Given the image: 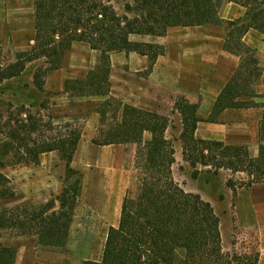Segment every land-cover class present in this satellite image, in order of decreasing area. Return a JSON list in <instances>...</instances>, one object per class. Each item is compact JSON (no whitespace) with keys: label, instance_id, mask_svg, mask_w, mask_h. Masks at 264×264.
<instances>
[{"label":"trees","instance_id":"trees-1","mask_svg":"<svg viewBox=\"0 0 264 264\" xmlns=\"http://www.w3.org/2000/svg\"><path fill=\"white\" fill-rule=\"evenodd\" d=\"M110 1L33 0V45L17 52L11 63L2 64L0 59V85L19 78L28 63L44 59L49 67L36 68L32 76L33 88L41 93L46 72L61 66L73 42H84L100 53L97 66L85 78L64 82V92L75 97H106L97 107L99 128L92 141L97 145L135 144L137 181L135 192L130 195L127 191L122 199L117 225L108 228L100 259L82 264H257L256 251L248 256L223 251L220 219L212 204L200 194L185 191L175 180L174 143L166 137L169 117L122 104L109 95V53L134 51L147 55L151 68L163 48L131 41L130 34L162 36L173 26H223V49L239 56L240 62L219 92L208 119L214 120L226 108L261 107L257 156L251 157L243 146L195 138L196 124L203 119L196 114L197 105L178 97L174 110L181 116L183 158L193 168L192 177L198 174V164L209 167L215 175L220 168L237 171L246 166L248 176L256 178L250 184L262 182L264 100L256 103L250 99H264V94H256L252 87L262 69L255 49L246 45L242 36L250 28L264 35V0H124L123 13ZM225 1L242 6L244 19H222L219 10ZM39 106L46 108V101ZM43 122L24 104L6 115L0 112V166L5 165L3 158L8 155L16 157L17 162L38 164L40 156L51 151H57L65 162L61 192L22 219L10 211H0V227L19 228L21 234L33 233L44 247H62L82 185L81 173L71 166L80 134L50 133L55 126L51 120ZM144 132L150 134L146 141H142ZM7 183L0 172V186ZM227 184L233 185L231 181ZM15 256V247L0 243V264H14Z\"/></svg>","mask_w":264,"mask_h":264},{"label":"rangeland","instance_id":"rangeland-1","mask_svg":"<svg viewBox=\"0 0 264 264\" xmlns=\"http://www.w3.org/2000/svg\"><path fill=\"white\" fill-rule=\"evenodd\" d=\"M110 2L119 13L124 12L126 1L111 0ZM33 10V0H0V59L2 64L11 63L17 52L29 49L33 45L32 41L28 42L35 33ZM25 44H28L29 47H26ZM70 49L65 52L59 68L65 66L71 52L72 54L77 53L76 55H86L88 62L90 59L93 60V52H88V54L84 50L82 51L81 45L75 44L72 51ZM99 56L100 53L97 51V63L93 68L97 66ZM259 65L262 74H264V63ZM39 67L44 70L49 65L44 59L28 63L19 78L0 85V112L6 115L7 111H15L17 107L24 104L27 109L32 111V114L41 121L43 120V123L51 120L55 129L50 133L79 132L81 137L85 128L84 118L61 119L55 117L51 112L50 105L55 92L44 89V92L39 93L33 88L32 76L34 70ZM52 71H47L44 77ZM262 76L253 83L252 87L254 89L257 85V91L264 93V78ZM25 84L28 85V88L24 87ZM29 99L31 100L29 101ZM41 101H46V108H40ZM73 106L75 104L70 105L69 108ZM167 117L171 123L166 137L173 140L175 148V162L172 165L175 180L185 191L200 194L203 199L212 204L220 219L224 252H237L248 256L256 251L258 253L257 264H264V181L250 184L256 178L248 176L245 171L246 166L241 168L243 170L237 171L220 168L218 174L215 175L209 171V167L198 164V174L196 177H192L193 168L183 158L182 153L181 116L168 115ZM95 128L96 135L99 121L96 127L88 126L85 131L86 137ZM45 132L49 131L45 130ZM149 138L150 134L144 132L142 141ZM2 140L3 137L0 135V142ZM258 143L259 137L257 146ZM135 148V144L132 143L111 146H98L93 142L85 141L78 143L71 166L81 173L82 185L64 246H39L35 234H21L19 228L9 227H0V243L15 247L16 252L23 248H30L34 251L35 257H29L27 253L25 259L31 258L35 262H22L21 264H82L86 260H99L109 226H116L118 223L119 211L110 207L111 201L118 205L117 203L122 200L126 191L130 195L135 192L138 169ZM97 150L105 152L104 155L109 154V162L100 160ZM16 160V157L8 155L3 158L5 165L0 166V172L8 179L7 184L0 186V211H10L22 219L33 209L44 206L61 192L65 162L57 151L42 154L38 164L17 162ZM29 168L32 170H28ZM21 170L22 178L19 177ZM31 173L32 175H30ZM27 175L32 179L36 189L34 198H27L19 192L20 180L24 182ZM14 176L17 177V183ZM46 181L53 186L49 196L47 192L40 193V190L37 189L38 185L40 186ZM227 181H231L232 187L227 184ZM57 207L58 201H56L55 209ZM118 208L120 209V205ZM245 261L248 262V259Z\"/></svg>","mask_w":264,"mask_h":264},{"label":"crops","instance_id":"crops-1","mask_svg":"<svg viewBox=\"0 0 264 264\" xmlns=\"http://www.w3.org/2000/svg\"><path fill=\"white\" fill-rule=\"evenodd\" d=\"M244 13L245 10L242 6L227 1L222 3L219 10V15L224 20H243ZM225 37V28L213 24L173 26L169 27L162 36L130 34L131 41L156 44L161 46L163 51L156 57L151 68H149L150 61L147 55L134 51H111L109 53V95L118 99L122 104L164 116H180L174 110V104L178 97H183L189 103L197 105L196 114L203 119L196 124L195 138L243 146L248 149L252 157H256L258 126L262 115L261 107L226 108L214 120L208 119L219 92L235 73L240 62L239 56L223 49ZM31 41L34 42L33 38L28 40L30 43ZM242 41L255 49V58L259 64L264 63V35L250 28L243 34ZM75 44L81 45L84 52H93V60L90 59L88 62L86 55H76L77 53L72 54L71 52L63 68L55 69L44 77V89L55 92L50 104L51 112L55 117L61 119L84 118L85 128L78 143L84 141L92 143L96 128L88 133L87 137L85 131L89 125L97 126L99 118L95 109L106 97H75L64 92V82L67 79L85 78L89 70L97 63V50L91 49L84 42H73L70 51ZM25 46L29 47L28 44ZM262 75L264 78V74ZM254 90L256 94H264L261 93L262 91H257V85ZM250 99L256 103L263 101L262 98L256 97ZM72 104L75 106L69 108ZM111 145L113 144H109V146ZM97 153L100 160L109 162V154L106 156L105 152L98 150ZM22 170L19 173L20 178H22ZM14 180L17 183L16 176H14ZM31 181L30 176L24 182L20 180L19 192L27 198L36 196V189ZM37 189L40 190V193L47 192L49 196L53 186L46 181L42 185H38ZM121 203L122 200L117 203L118 205L111 201L110 207L113 210L118 209L120 213L118 207L119 205L121 207ZM27 253L29 257L36 256L30 248H23L21 251L18 249L14 264L32 261L34 263L35 260H31V258L25 259Z\"/></svg>","mask_w":264,"mask_h":264}]
</instances>
